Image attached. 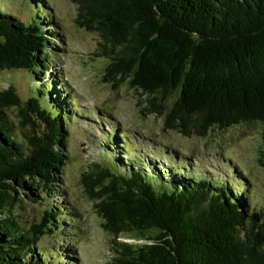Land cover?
Wrapping results in <instances>:
<instances>
[{
	"label": "trees",
	"instance_id": "1",
	"mask_svg": "<svg viewBox=\"0 0 264 264\" xmlns=\"http://www.w3.org/2000/svg\"><path fill=\"white\" fill-rule=\"evenodd\" d=\"M75 2L78 24L101 36L105 82L127 80L165 128L185 135L259 122L264 167V0ZM23 6L26 20L0 7V69L27 70L31 89L22 97L11 84L0 88V264H66L64 239L49 250L40 239L63 226L64 205L47 201L60 193L75 101L51 68L61 36L45 0ZM101 139L81 182L114 237L110 264H264V208L251 206L241 168L231 166L232 178L205 176L187 170L185 157L170 166L174 154L156 166L116 126ZM27 204L45 205L28 226L17 212Z\"/></svg>",
	"mask_w": 264,
	"mask_h": 264
},
{
	"label": "rangeland",
	"instance_id": "2",
	"mask_svg": "<svg viewBox=\"0 0 264 264\" xmlns=\"http://www.w3.org/2000/svg\"><path fill=\"white\" fill-rule=\"evenodd\" d=\"M24 2L0 0V7L14 11L26 20L29 12L23 6ZM45 4V14H50L57 23L52 26L53 31L61 36L55 43L56 52L50 55L51 68L58 73L60 83L65 84L68 96L75 102L69 101L72 116L65 124L66 159L56 186L60 193L47 201V204L64 205L65 217L60 231L41 237L43 249H51L61 237L65 240L62 248L69 251L66 264H110L112 261L114 237L103 227L94 207L95 201L87 196L81 181L83 173L100 159L99 147L104 144L102 134L112 133L114 126L119 133L127 135L138 154L155 161L156 166H168L172 154L177 159L170 166L176 167L185 157L189 161L187 170H196L205 176L228 174L232 178V167L238 166L237 170L242 169L241 175L247 181L251 206L264 208V167L260 161L263 158V134L259 122L240 123L226 129L212 128L204 137L165 128L164 117L147 110V96L140 90L130 87L127 80L118 87L103 80L109 59L95 55L101 36L78 24L75 0H45ZM10 84L22 97L31 92L27 70L0 69V88ZM17 113V108L10 110L14 122L19 119ZM44 209V204H27L25 208L19 207L17 212L28 226L33 221H40ZM116 240L135 241L128 235H120Z\"/></svg>",
	"mask_w": 264,
	"mask_h": 264
}]
</instances>
